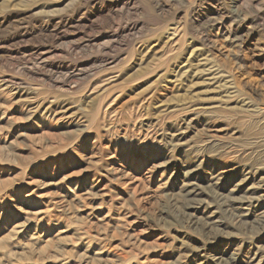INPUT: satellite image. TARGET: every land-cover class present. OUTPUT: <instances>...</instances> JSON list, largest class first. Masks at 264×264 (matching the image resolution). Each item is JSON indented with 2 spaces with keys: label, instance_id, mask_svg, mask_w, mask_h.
<instances>
[{
  "label": "rangeland",
  "instance_id": "374dc122",
  "mask_svg": "<svg viewBox=\"0 0 264 264\" xmlns=\"http://www.w3.org/2000/svg\"><path fill=\"white\" fill-rule=\"evenodd\" d=\"M0 264H264V0H0Z\"/></svg>",
  "mask_w": 264,
  "mask_h": 264
},
{
  "label": "bare ground",
  "instance_id": "6f19581e",
  "mask_svg": "<svg viewBox=\"0 0 264 264\" xmlns=\"http://www.w3.org/2000/svg\"><path fill=\"white\" fill-rule=\"evenodd\" d=\"M63 208H65V207H63ZM63 211H64V209H63Z\"/></svg>",
  "mask_w": 264,
  "mask_h": 264
}]
</instances>
